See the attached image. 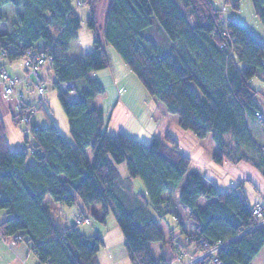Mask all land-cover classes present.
Returning a JSON list of instances; mask_svg holds the SVG:
<instances>
[{
	"label": "trees",
	"instance_id": "trees-1",
	"mask_svg": "<svg viewBox=\"0 0 264 264\" xmlns=\"http://www.w3.org/2000/svg\"><path fill=\"white\" fill-rule=\"evenodd\" d=\"M251 1L264 26V0ZM228 3L240 9V0ZM83 4L90 9L87 27L96 35L95 47L71 59L81 26L71 0H0L4 59H24L27 51L40 46L48 51L73 137L69 142L52 121L38 127L31 115L34 107L21 104V116L32 118L36 145L13 152L0 119V211L9 214L0 223V236L27 242L41 264H98L102 236L83 234L78 225L63 227L47 207V198L67 206L77 200L85 207L100 205L101 214L93 217L104 224L112 211L132 264H162L151 249L152 243L165 240L158 220L173 217L188 234L179 209L188 214L197 241L213 245L244 234L254 206L239 192L240 186L221 193L215 184H207L208 168L181 153L170 135L147 144L126 134L108 135L103 110L92 104L105 88L91 74L110 67L106 45L112 46L184 131L199 140L212 138L220 152L213 157L215 163L222 165L226 154L232 162L252 163L264 176L263 147L251 131L256 124L264 127L256 118L263 111L257 97L261 93L251 83L256 77L264 80V43L243 24L223 17L213 0ZM70 81L77 100L59 86ZM120 164L146 187L147 195L136 203H125L118 193ZM203 198L208 203L202 209ZM227 247L219 253L222 264H252L264 248V229L247 232Z\"/></svg>",
	"mask_w": 264,
	"mask_h": 264
},
{
	"label": "crops",
	"instance_id": "crops-1",
	"mask_svg": "<svg viewBox=\"0 0 264 264\" xmlns=\"http://www.w3.org/2000/svg\"><path fill=\"white\" fill-rule=\"evenodd\" d=\"M71 3L81 20V26L78 38L71 46L69 57L79 59V57H84L94 50L96 35L87 27L90 16L89 7L84 4L76 7L74 0H71ZM5 29L4 25L0 26V34L4 33ZM154 38L157 41L161 39L156 34ZM106 50L111 61L110 67L101 72L92 73L91 77L97 79L105 88L104 94L95 99L92 104L103 110L107 118L108 135L115 137L118 134H126L144 144L155 138L165 140L170 135L178 143L181 153L191 157L199 164L208 165L212 178L208 175L207 180H205L207 184H215L221 193L240 186L239 192L248 200L249 204L264 206V176L255 165L248 161L232 162L226 154L222 165L215 163L213 157L220 152L212 138L200 140L197 138L198 142H196L188 132L180 127L178 118L167 112L165 106L150 95L117 51L108 44ZM2 70H6L9 76L19 80L16 92H23L24 98L18 99L5 95L4 87L1 84ZM38 75L47 88L45 97L39 94L32 81L26 80L27 75L23 59L8 61L7 58L3 59L0 56V119L5 129L8 147L13 152L25 148L30 149L36 145L32 128L22 124L16 118L18 116V104L34 107L31 108L35 110L32 115L33 123L38 127H47L52 121L60 133L69 142H73L68 116H66L59 101L58 90L55 85L57 78L52 65L48 64L42 67ZM262 92L264 93V90ZM251 131L253 140L260 147H264V127L256 124L253 125ZM207 143L209 146L206 145ZM32 161L33 159L30 158V162ZM117 167L122 178L121 183L117 185L118 193L125 203H136L140 199V195H147L142 180L131 178L126 164H120ZM49 205L62 213H65L67 207L69 209L73 206L77 207L74 223L69 227L76 226V219L80 216L87 215L90 217L94 214L100 215L102 212L100 205L85 207L80 200H77L73 206L56 204L52 201H49ZM49 205H47L48 208ZM182 211L184 212V210L179 209V213ZM109 215L110 213L105 220L106 224L100 222L99 226L95 228L96 233L92 234L89 229L83 232L80 227L77 229L86 235L100 234L102 236L104 244L98 252V264H132L130 253L126 248L124 233L118 225L115 214L113 213L115 219L111 218L112 223L108 219ZM8 218V212L1 210L0 223ZM0 264H41V262L39 256L33 253L31 245L27 242H16L14 239H5L0 236ZM252 264H264V248L258 253Z\"/></svg>",
	"mask_w": 264,
	"mask_h": 264
},
{
	"label": "built area",
	"instance_id": "built-area-1",
	"mask_svg": "<svg viewBox=\"0 0 264 264\" xmlns=\"http://www.w3.org/2000/svg\"><path fill=\"white\" fill-rule=\"evenodd\" d=\"M74 2L76 7L83 5V1L81 0H74ZM213 2L219 4V6L221 7V13H223L224 17L226 15L225 0H213ZM220 3L222 4V6L220 5ZM0 56L3 59L5 57V53L2 50L1 44ZM23 60L26 68V80L32 81V83L36 86L39 94L45 97L47 88L41 82L38 72L42 67L50 64L48 51L40 46L38 47V49H36V51H27L26 56ZM1 76V84L4 87L6 96L16 97L18 99L24 98L23 92H16L17 85L19 84V80L17 78L9 76L6 70L1 71ZM59 84L61 89L68 91V95L71 100H77L79 98V94L77 93L75 84L73 82H62ZM17 107L18 116L16 118L19 119L22 124L29 126V123L32 120L31 116H21V104H18ZM34 112L35 110L31 109V115ZM256 118L259 124L264 125V108L262 112H256ZM262 151L264 153V148H262ZM252 214L253 221L250 226L244 231V234L260 228L264 229V206L261 204H256V206L253 207ZM76 222L77 225H91L90 218L87 215L78 217L76 219ZM244 234L242 233L241 235L243 236ZM241 235H237L236 238L238 239L239 237H241ZM236 238L234 240H236ZM14 240H19V237H15ZM234 240L226 242H216L215 244L210 245L206 242L204 243L203 241H197L196 238H193V236H189L188 234L187 236H184L183 240L174 238L173 245L176 248L177 253L179 254L176 260L178 264H222L219 258V253L222 250H226L228 248V244ZM187 245L191 246V249H197L195 250V255L190 252V249L187 248ZM193 255L194 257H192Z\"/></svg>",
	"mask_w": 264,
	"mask_h": 264
},
{
	"label": "rangeland",
	"instance_id": "rangeland-1",
	"mask_svg": "<svg viewBox=\"0 0 264 264\" xmlns=\"http://www.w3.org/2000/svg\"><path fill=\"white\" fill-rule=\"evenodd\" d=\"M240 2H241L240 3V9L235 10V9L230 7L228 0H225V3H226L225 4V6H226V11H225L226 15L225 16L231 17L236 22L243 24L249 31H251V33H254L255 37L258 40H260L261 42L264 43V26H263V23L261 22L259 16H257V14L254 10L253 1H251V0H240ZM220 5L222 6L221 3H220ZM251 83H252V86H254L260 92H262L264 90L263 89L264 88V80L262 79V77L254 78ZM257 97H258V100H259L261 107L264 108V93L262 92ZM188 133L190 134V136H192L194 138V140H196V142H198V139L194 135L193 132L189 131ZM189 142H191V140H189ZM191 143L193 144V142H191ZM206 145L209 146L208 143ZM230 151H232V154L236 152L232 148V146H230ZM203 165L209 169L207 164H203ZM210 172L211 171L208 170L209 177H211V174H212ZM49 201H51L50 198L47 199L46 205H49ZM53 203H55V202H53ZM207 203H208V201L205 198H203L200 201L199 206L203 209L206 207ZM76 208H77L76 206H73L71 209H69L67 207L65 209V213H62L55 208L54 209L51 208L49 205L50 212H52V214L55 217V219L57 220V222H59L64 227L65 226L69 227V226L73 225L74 216L77 213ZM179 217L183 221L184 228L187 230L188 235L192 236L190 233L192 229L190 228V223L188 220L189 219L188 214L185 211L184 212L182 211L179 213ZM89 218L91 221V225L81 224V225H78V227H80V230L83 232L87 231V229H89L92 232V234L96 233L95 228H97L99 226L100 221H98V220L96 221L92 215H90ZM111 218L115 219L112 212H110V215L108 218L109 221L112 223ZM158 223H159L160 229H162L164 232V239L165 240L162 241L161 243H152L151 244V249L153 251V257L156 261H159L162 264L163 263L178 264L176 259L178 258L179 254L177 253V250L173 245L172 239L176 238L179 240H183L184 236H187V234L182 233V228H180L179 222L173 217H166V219L158 220ZM172 231H174V232L171 233ZM18 241H21V240H16V242H18ZM187 248L190 249V252L193 254L195 253V250H197V249H191V246H189V245H187ZM194 255L192 257H194ZM123 264H128V263H123Z\"/></svg>",
	"mask_w": 264,
	"mask_h": 264
}]
</instances>
